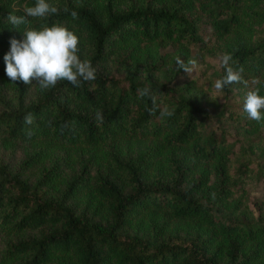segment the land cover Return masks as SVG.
<instances>
[{
    "label": "trees",
    "instance_id": "trees-1",
    "mask_svg": "<svg viewBox=\"0 0 264 264\" xmlns=\"http://www.w3.org/2000/svg\"><path fill=\"white\" fill-rule=\"evenodd\" d=\"M48 2L58 13L31 24L68 25L96 79L11 81L24 26L7 18L35 0H0V264H264V213L240 201L264 179V121L243 111L264 87V0ZM211 48L205 94L176 58ZM226 52L248 84L217 92ZM145 86L171 116L148 111Z\"/></svg>",
    "mask_w": 264,
    "mask_h": 264
},
{
    "label": "clouds",
    "instance_id": "clouds-1",
    "mask_svg": "<svg viewBox=\"0 0 264 264\" xmlns=\"http://www.w3.org/2000/svg\"><path fill=\"white\" fill-rule=\"evenodd\" d=\"M59 9L48 0H35L34 6L23 9V15L10 13L7 20L15 26H24L23 38L15 37L10 40V50L5 54L6 74L11 81H23L32 84L35 80L41 90L55 87L59 81L66 80L73 86L79 87L82 82H90L96 79V68L89 59H82L79 55V36L64 23L41 24L39 27L31 24L30 18H46L57 14ZM67 11V9H65ZM75 19L77 13H71ZM221 66L226 74L215 82V89L221 92L232 84H244L248 81L244 78L245 69L233 59V53L226 52L220 57ZM196 65L195 60L187 64L180 58H176L177 71L184 69L192 71ZM253 87L246 94L243 111L248 118L257 122L264 121V87L259 79L252 81ZM138 95L148 97L151 107L148 111L155 114L159 110L161 117L171 116L172 112L167 107H161L157 103V96L150 86L138 89ZM34 117L32 113L25 116V123L31 125ZM96 120L103 121L102 111L96 112Z\"/></svg>",
    "mask_w": 264,
    "mask_h": 264
},
{
    "label": "rangeland",
    "instance_id": "rangeland-1",
    "mask_svg": "<svg viewBox=\"0 0 264 264\" xmlns=\"http://www.w3.org/2000/svg\"><path fill=\"white\" fill-rule=\"evenodd\" d=\"M213 51L214 49L211 48L209 51L211 53L208 54V60L205 61L204 58H201L202 60L198 58V56L202 57L204 55L202 52H197L194 49L190 50L188 52L189 56L197 57L198 60L196 61V65L192 68V71L189 73L187 72L183 77V79L198 78V82L202 84V89L204 90L205 94H208L209 92L206 90V87L210 85V72L213 70L214 64V62L210 59L216 56L212 53ZM240 194L241 203L246 205L245 208L251 211L254 216L259 214L261 211L264 213V179L256 181L253 179L249 180L245 183L243 191Z\"/></svg>",
    "mask_w": 264,
    "mask_h": 264
}]
</instances>
